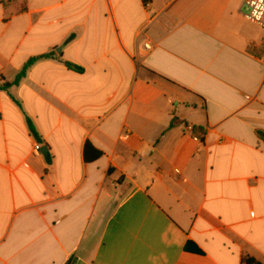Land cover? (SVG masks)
<instances>
[{
    "label": "crops",
    "instance_id": "1",
    "mask_svg": "<svg viewBox=\"0 0 264 264\" xmlns=\"http://www.w3.org/2000/svg\"><path fill=\"white\" fill-rule=\"evenodd\" d=\"M246 13L0 0V86L48 56L0 91V264H264V28Z\"/></svg>",
    "mask_w": 264,
    "mask_h": 264
},
{
    "label": "trees",
    "instance_id": "2",
    "mask_svg": "<svg viewBox=\"0 0 264 264\" xmlns=\"http://www.w3.org/2000/svg\"><path fill=\"white\" fill-rule=\"evenodd\" d=\"M48 58V56H42V57H39V58H35V59H31L27 62V64L24 66V68L22 69V71L19 73V75L15 78V80L11 83V84H3L2 86H0V91H7L9 88L11 87H17L21 80L25 77L27 71L39 60L41 59H46ZM67 67L71 70H74V71H77V72H80L79 69L77 68H74L72 66H69L67 65ZM13 101L18 105V103L13 99ZM26 123H27V127L29 129V132L31 135L35 136L36 137V132L34 130V127L31 123V121L29 119H26ZM258 137L264 141V134H261V133H258L257 134ZM88 148V145H86V149ZM100 155V154H99ZM186 251L188 252H191V253H195V254H200V252L191 244H187L186 245V248H185ZM247 264H256V263H253V262H249Z\"/></svg>",
    "mask_w": 264,
    "mask_h": 264
},
{
    "label": "built area",
    "instance_id": "3",
    "mask_svg": "<svg viewBox=\"0 0 264 264\" xmlns=\"http://www.w3.org/2000/svg\"><path fill=\"white\" fill-rule=\"evenodd\" d=\"M242 4L247 11L246 17L251 22L264 28V0H242ZM34 150L35 152H39V146H36Z\"/></svg>",
    "mask_w": 264,
    "mask_h": 264
}]
</instances>
